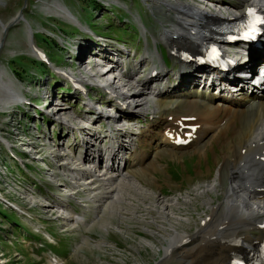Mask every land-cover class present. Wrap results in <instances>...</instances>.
Here are the masks:
<instances>
[{
	"label": "rangeland",
	"instance_id": "374dc122",
	"mask_svg": "<svg viewBox=\"0 0 264 264\" xmlns=\"http://www.w3.org/2000/svg\"><path fill=\"white\" fill-rule=\"evenodd\" d=\"M96 1L99 4L94 6L91 0H0V20L2 24L6 26L8 22H11L17 17L19 11L24 10V18L29 22L35 32L36 46L46 53L49 60L56 66L55 68L62 69L66 72H69L68 68L70 65L66 63L68 55L67 47H62L56 38L55 40L49 38L47 36L48 33L44 31V29L49 32L56 31L60 35L67 36L69 40L74 42L77 41L82 45L83 51L91 50V48L96 50V47L100 49V47H102L101 44H98L101 40L100 37L110 40L111 42L120 41L125 45L124 53L128 61L127 67H136L138 64L141 66V68L134 73V76L137 77L138 75L146 74L147 71L152 68L153 64L161 67L159 59L157 58L158 55H155L156 52H158L162 57L161 52H167V50L170 49L169 42L164 40L166 31L173 32L176 25L179 26L184 19H187L183 13H176V11L171 10V7L168 5L169 1L173 4L178 1L189 2L198 8H204V6H201L195 0ZM230 1L228 2L233 8L241 4L238 0ZM63 2L70 8L72 13L77 16L79 21L83 25L91 28L95 34L84 33V35H82V31L76 25L69 23V21L65 20V17L58 16L55 13L58 11V7L56 6L57 4L61 5ZM68 19L70 20V18ZM188 19H191V17ZM22 24L23 23H20L10 28L7 33L4 45L0 49V73L5 75L3 76L2 74L3 79L5 78L7 82H12V86H14L16 92H19L18 94L22 95L21 92H23L26 95L27 102L32 104H28L27 107L35 109L36 120L40 119L37 125L42 129V123L47 126L54 124L51 117L50 120L48 116H45L46 113H44V111H52L50 108L46 109L47 104L50 101L52 103L57 102L56 98L64 99L66 98L65 96L68 97V95L58 90L64 87L63 79L57 77L56 71L53 70L50 65L44 64V66L41 63L32 61L33 59H37L30 53ZM1 35L2 26L0 24V37ZM72 46L74 48L76 47V45ZM147 52L154 56V63L145 57ZM174 58L176 57H170L171 63L168 65V71L164 78L167 80L169 79L173 85L177 86L179 82H183L184 78L187 77V75L183 76L181 80L179 73L181 66L186 69L187 67L193 68V65H185L179 61L181 63V66H179L178 61ZM166 61L169 62L167 58ZM162 69L164 73V68L160 70ZM77 71L78 69H75V71L70 74H80V72ZM55 76L58 79L56 82V79L53 80ZM91 81H93V79L90 78L89 82ZM32 85L34 87L28 89V87ZM49 85H52V88H50ZM116 85H118L117 88L120 87L119 83ZM179 88L183 89L181 86ZM194 88H196V86H194ZM26 89L29 93L25 92ZM47 90H49L48 94ZM124 92H126V90ZM51 93V98H45ZM93 93L98 94L97 91H93ZM124 95H127V93H124ZM73 97L75 99V96ZM96 98H102L100 93ZM66 100H68V98H66ZM216 102H219V100L217 99ZM220 102L224 103L225 101L221 100ZM54 104H52V107L55 110L57 106ZM59 109L63 108L60 107ZM81 109H76L78 110V114L82 113ZM38 110L42 112L40 113ZM4 111H6V109L0 106V130L3 135H5L7 130L9 132L12 130L10 127L8 128V125L5 123L6 115ZM170 111L174 112L172 109ZM28 112L33 111L29 110ZM36 120L35 117H33L31 121L36 122ZM27 121L29 120L27 119ZM102 124L105 126L108 122L105 121ZM150 126L151 128H148L149 131L147 130V132L149 135H153L142 137L141 145L143 146V151L149 154V158L147 157L148 165L152 164L153 166H147V172L143 175L144 177L141 178V183L146 190L155 193L156 196H160L159 193H161L160 197L166 200L165 202H167V204L170 203L168 205H173L174 202L175 204H179L175 207L176 209L173 212H170V218H167V213L164 215L158 212L161 210L159 205L153 206L146 201L145 203L142 202V195L132 194L124 196V203L118 206L121 211L128 213L122 214L124 220L116 217L112 220V231H110L109 234L100 230V225L104 221V219L100 217V214L96 217L97 219L99 218V221L96 218H92V221L89 220L90 215H93L90 209L93 208L92 206L94 203L91 201L90 204H92V206L89 208L90 211L85 209L81 212L82 208L78 204H75V206L72 205L73 210L76 213L81 212L82 214H80L86 219V224H84L86 230L80 227L66 233H60L62 230L58 218L65 226H70L71 222L65 219L66 216H64V214H60V217H58L59 214L56 210L54 213L56 212L55 215L58 216H55L51 212H46L45 206L42 207L44 210L36 207L38 202L36 203L35 201L40 202V199H43L42 196H47L46 193H57L56 189L58 187L55 186L56 189L55 187H49L46 185V181L55 179V183H59L62 177L58 175V177L49 176L48 174L50 172L47 173L44 171L45 162L31 159L27 161L29 168L27 170L28 174H26L23 167L20 164L17 166L14 161L10 160L9 157L6 156L4 148L1 147L0 173H2L1 170L5 172V170L2 169L4 163H7L11 169L9 173H7L9 180L4 181L3 178L5 176H0V189L2 194L0 196V264H47L48 262L42 257V252H48V250L52 248L56 254L62 257L66 256L68 249H70L68 252L69 257L67 256V261L64 262V264H183L180 261H184L182 254H184L185 250H181V248L190 247L189 244L176 248L173 255L171 254V257H174L169 259V261H165L163 247L168 245L169 236L172 235V233L174 234L175 230L178 231L179 234L188 232L189 234L186 235L192 236L197 230L207 226L212 218L209 216L210 210L208 206L218 204L219 200H223V191L228 188L229 182L225 180L221 187L219 185L217 186L215 183L214 186H217L218 189L216 193L206 192L203 194L201 191L206 189L205 186L211 185L214 182L219 171V164L223 163V158L228 153L229 148L237 144L238 140L234 139L232 134L227 132L226 136H219L215 141L206 146L204 142V144L193 146V148L191 147L186 151L175 150L165 144H161L157 147V141L162 139V137L159 136L162 126L160 123L155 124L153 122L150 123ZM236 127L239 128V124L236 125ZM54 128L58 129L60 126L55 124ZM94 129L98 131L101 130L98 125L94 127ZM60 131L61 129L59 133ZM72 131L74 132L73 129ZM91 131V135H98L96 131ZM52 134L54 136V132H52ZM77 134L79 135L80 133L77 132ZM105 134L104 132L98 135L99 137L101 136V144L105 143V138L103 137ZM153 137L155 138L153 139ZM52 138L53 137L47 139L49 142L48 147H52L50 149L44 147L46 143L45 140H43L42 143L40 142V146L35 145L37 142L36 139L30 140L33 150L32 153H30L31 156H45L44 160L50 157L52 160L51 162H54L55 160L53 158L58 157L57 154L54 153L56 148L53 147ZM64 138L65 137H63V139ZM80 138L84 141L82 137ZM142 139L149 141L145 142V147L149 149L148 151L144 149ZM122 140L125 139L123 138ZM69 143L72 144L69 149L76 151L72 140H70ZM150 150L152 152H149ZM55 152L57 153V150ZM78 152H81V150ZM62 163L63 162L60 164ZM60 164L57 163L63 174H69L70 176L74 175V170L70 171L71 168H63ZM63 169L66 172L63 171ZM74 176L72 177L73 181L67 177L70 181L60 184L62 188L64 187L62 189V195L64 197L74 193L73 190L75 189H72L71 184L76 182V174ZM154 176L156 179H154ZM45 178H47L46 181ZM13 179L16 181L19 180L23 186H19L20 191L18 193L15 192L16 194L6 188V185L11 184ZM52 182L54 184V180ZM68 187L70 188V193L65 191V189H69ZM126 187L127 186H125V188ZM20 193L23 195L21 196ZM197 193H202V195H198ZM26 194L30 195V197L31 195L35 196L36 200L30 199L29 196L26 197ZM76 196L81 195H75L74 197ZM159 196L158 199H161ZM209 196L213 199L212 202L209 201ZM252 196L253 207L259 209V201H263V203L260 204L261 207H263L264 199L261 196H258L259 198H256L254 195ZM6 198L10 199L9 202H11V204L14 203L21 206V208H19L20 211H23L22 208L28 210L29 214L25 212L27 215L24 216L12 210L10 207H7V204L3 202ZM143 199L146 200V198ZM126 202H132V204L129 206ZM55 207H57V205ZM134 207L137 209H134L136 212H129L131 209L133 210ZM86 211L90 213L88 214ZM67 213L70 214V212ZM260 214L264 215V212L261 211ZM78 215L79 214H77V216ZM81 215H79V217ZM55 217H57V220ZM95 220L98 222L95 223ZM77 225L80 226L76 224L75 227H77ZM212 225H214V223H212ZM37 231L42 234L48 231L56 240H61L59 242L60 246H53L51 248L45 241L40 239V236L38 239L32 237L31 234L38 235L35 233ZM28 232H30V236ZM83 235H87L85 237L86 241L83 239ZM192 238H194V236H192ZM198 241L197 244L200 246V238ZM101 244H103L102 247L100 246ZM73 247L74 252L72 251ZM176 255L177 259L174 260Z\"/></svg>",
	"mask_w": 264,
	"mask_h": 264
},
{
	"label": "bare ground",
	"instance_id": "6f19581e",
	"mask_svg": "<svg viewBox=\"0 0 264 264\" xmlns=\"http://www.w3.org/2000/svg\"><path fill=\"white\" fill-rule=\"evenodd\" d=\"M238 1H240L241 4L234 7L237 13L245 12L247 6L250 5H259L264 8V0ZM227 3L233 8L228 1ZM168 5L171 7V10L176 11V13H183L187 19H184L179 26L176 25L173 32L166 31L164 40L169 42L170 51L173 52L172 57H176L182 64L193 65L194 68L195 64H193V62L187 63L180 59L182 51L197 52L208 42L217 43L218 39L214 38L216 33L210 30V25L223 21V19H229L230 21L231 17L237 15L228 14L227 16L220 11L216 12L215 10H208V8H198L189 2L183 1H178L175 4L169 1ZM56 7H58V11L55 12V9L54 12L58 16H63L65 19L67 18V20L70 18L71 21L78 24L76 17L67 7L60 4H57ZM189 17H191V19H188ZM0 24L2 26V35L0 37L1 44L3 30L6 26L2 24L1 20ZM251 54L253 61L257 59H254L256 56H264V43L261 52L252 51ZM145 55L151 62H154L153 56H151L150 53L147 52ZM155 56H157L162 63L160 54L156 52ZM163 65L162 63V68H164ZM140 68L141 66L139 64L136 65L132 70V76L126 77V82L123 79L116 80L112 82V85L114 84L113 86L115 87V85L119 83L120 87L118 88L122 90L125 89L126 92H122L118 95L121 97L124 93H127L124 97L126 96L127 99L131 98L129 102H139L137 109L142 113L148 111L154 114L164 115L171 109L174 111L171 112V120L166 122L164 132L160 134L162 139L157 141V147L161 144H165L175 150L184 151L191 147L193 148L195 145L204 144V142L206 146L215 141L219 136H226L227 132L231 133L233 138L238 140L237 144L229 148L228 153L223 158V163L219 164V171L214 182L211 185L205 186L206 189L201 191L203 194L206 192L216 193L218 190L217 186L219 185L221 187L226 180L229 182V186L227 185L228 188L223 191L224 198L223 200H219V203L215 204L216 206H208L210 210L209 216L212 218L207 226L204 225V228L197 230V234H200V246L196 243L193 247L188 248V255L183 256L182 254L184 261L181 260L180 262L183 264H223L225 260L232 257L234 254L250 252L253 250L252 247L257 240L252 237L250 230L255 229L257 225L261 223V216H263V214L261 215L260 213L261 211L264 212V205L263 207L260 205L263 201H259L260 204L258 208L260 210L255 209L251 202L253 199L247 196V192L253 190L251 195H254L256 198L258 196L260 197L261 193H258L256 189L264 187V89L261 88L262 94L257 95L254 91V83L251 80L241 81L231 76L233 83L241 85L239 92H224L220 93L218 96V94L212 93L211 88L206 87V83L202 81L201 78H198L196 74L189 76V71H187L189 67H187L186 69L182 68L183 71L180 73V78L182 80L183 76L187 75V77L184 78L183 82L180 80L181 83L179 82L177 85H180L183 89L179 88V86L170 91V88L172 89V86H170L168 90L169 93H167L163 99L159 100L158 103L154 104L149 101H144L143 97L145 99L146 94L144 91L138 90L141 88L139 86H142V83L144 84L141 77L143 75H138L136 77L134 73ZM90 71L94 76H97V72H94L96 70ZM2 74L0 73V106L4 109H8L12 105L25 103L26 97L18 94L19 92H16L14 86H12V82H7L5 78L3 79ZM149 74L150 76H147L149 79L159 81L164 73L163 69L160 70L157 68V65H153ZM3 76L5 75L3 74ZM78 78L83 80L80 76H78ZM105 79L109 81V77ZM117 86L118 85H116V87ZM194 86H196V88H194ZM116 87L115 89L117 90ZM217 99H219V102H216ZM221 100L225 102H220ZM88 102L93 104V102ZM54 105L57 106L55 109L58 110L56 114L60 112L65 114L62 120L73 125L77 123L80 124V126H69V132L72 133L73 129L80 133V137L84 139V141H82L80 138V143L85 147L82 156L64 155L61 153L63 149L58 148L62 145H58L56 148L58 151V153H56L57 157L63 162L60 164L61 162L57 161V163L63 168H71L70 171L74 170V175L76 174V182L71 183L72 189H75L73 190L74 193L67 195V197L62 195V189L64 187L62 188L60 186L61 183L55 184L58 186L57 194L63 199L61 201L63 204L62 208H55L56 212L59 214V216H56L60 217V214H64V216H66L65 219L71 222L70 226H65L58 218L62 226L71 230L76 224H79L84 228L86 219L81 215V212L85 209L89 210L92 206L90 203L93 202V208L89 211L93 213V219H95L98 214L101 215L99 216L102 217L104 221L100 225V230L109 234V232L112 231V220L115 219V217L123 219L124 217L122 214L128 213L121 211L118 205L124 203V196L132 194L142 195L143 198H146V200H144L141 197L144 203L146 201L153 206L159 205L161 210L158 212L164 215L167 213V218H170V212H173L179 203L175 204L174 202L173 205H168L170 203L167 204V202H165L166 200L160 197L161 193H159L160 196L158 195L161 199H158L155 193L146 190L141 183V178L144 177L143 175L147 172V166L150 167L152 165H148L147 157L149 158V154L143 151V146L141 145V138L149 136L143 134L144 130L138 133H128L122 129L109 126V133L105 135V137L110 138L111 142L104 148L97 142L100 137L98 135H91V130H93L95 123L100 121L99 119L91 118L88 115L81 119H73L71 118V113L75 112H70V110L66 112L65 108L67 107L59 109L60 107H58V104L55 103ZM100 113L104 118L107 116L102 112ZM185 117H191L193 119L191 124L197 126L196 137L187 147L176 146L172 143L169 136L180 130L183 124V118ZM238 124L239 128L236 127ZM114 131L119 132V134L115 135V133H113ZM96 132L98 134L99 131ZM86 137L92 138L93 143H90ZM122 137L126 139V143H124L125 141L123 140L119 141ZM135 137H137L138 140H135ZM154 138L155 137H153V139ZM102 152L105 154L107 153V158H105L104 161H102L103 156L101 157ZM119 163L120 166H118ZM63 171L65 170L63 169ZM74 175L60 174L65 180V182L62 183L69 182ZM67 177H69L70 180ZM215 183L217 186H214ZM125 186L127 187L125 188ZM65 191L70 193V188L65 189ZM202 193L197 194L202 195ZM75 195L81 196L74 197ZM31 198L33 199V197H30V199ZM209 199L210 202L213 201L210 196ZM33 200H35V198ZM71 202L81 206V214L79 213V215H81L80 217L79 215L77 216L76 213L65 209V206H72ZM126 203L129 206L132 204V202ZM13 205L18 209L21 208L19 205ZM22 209L25 211V208ZM46 209L45 207V210ZM134 209L136 208L134 207L133 210L131 209L129 212L135 213L137 209ZM67 212H70V214ZM90 212H88V214ZM27 214H29V212H27ZM55 218L57 219V217ZM212 223L215 224L213 233L210 235L213 237V241H207L208 237L204 231L208 230ZM219 226H224V228L219 230ZM84 230L86 229L84 228ZM186 234L189 233L179 234V232L175 230L174 234L172 233V235L169 236L168 245L163 247L165 261H169V259L174 257H171V254L173 255L176 251L175 249L178 248L177 246L181 243L184 236H188ZM205 242L207 244L203 252V245ZM176 259L177 255L174 260Z\"/></svg>",
	"mask_w": 264,
	"mask_h": 264
},
{
	"label": "water",
	"instance_id": "95a60500",
	"mask_svg": "<svg viewBox=\"0 0 264 264\" xmlns=\"http://www.w3.org/2000/svg\"><path fill=\"white\" fill-rule=\"evenodd\" d=\"M22 12H23L22 10L19 11L17 17L15 19H13L11 22H9L8 24H6V27L3 30V36H2V41H1V44H0V49L4 45V41H5V38L7 36V33H8L9 28L12 27L17 22H19L20 20H23V18H22Z\"/></svg>",
	"mask_w": 264,
	"mask_h": 264
}]
</instances>
